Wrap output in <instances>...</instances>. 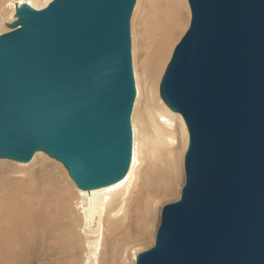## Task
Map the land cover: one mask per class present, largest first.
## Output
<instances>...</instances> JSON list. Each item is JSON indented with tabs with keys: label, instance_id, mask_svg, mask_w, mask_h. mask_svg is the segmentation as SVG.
Segmentation results:
<instances>
[{
	"label": "water",
	"instance_id": "obj_1",
	"mask_svg": "<svg viewBox=\"0 0 264 264\" xmlns=\"http://www.w3.org/2000/svg\"><path fill=\"white\" fill-rule=\"evenodd\" d=\"M159 82L188 133L185 181L136 264H264V0H187ZM136 0L15 6L0 34V158L41 151L79 189L116 183L132 157Z\"/></svg>",
	"mask_w": 264,
	"mask_h": 264
},
{
	"label": "bare ground",
	"instance_id": "obj_2",
	"mask_svg": "<svg viewBox=\"0 0 264 264\" xmlns=\"http://www.w3.org/2000/svg\"><path fill=\"white\" fill-rule=\"evenodd\" d=\"M50 1L0 0V32L10 31L6 24L14 21L16 5L28 3L40 10ZM187 2L136 0L139 28L130 32L136 85L132 157L123 179L84 190L74 184L60 161L43 152H35L27 163L0 158L7 162V170L0 172V264H30L29 260L35 264H127L131 243L143 230L142 219L156 210L162 198L174 196V186L181 179L180 158L187 149L188 133L181 115L161 100L159 82L170 36ZM189 17L191 13L185 28ZM51 185L59 186L67 197L64 224L53 236L40 240L37 230L45 227L40 223L51 219L43 195ZM139 242L148 245L152 239L144 236Z\"/></svg>",
	"mask_w": 264,
	"mask_h": 264
},
{
	"label": "rangeland",
	"instance_id": "obj_3",
	"mask_svg": "<svg viewBox=\"0 0 264 264\" xmlns=\"http://www.w3.org/2000/svg\"><path fill=\"white\" fill-rule=\"evenodd\" d=\"M135 5H136V2H135ZM135 5H134L133 11H132L133 13L130 16V32H131V30L133 31V29H135V31H137L139 28V15L137 14L136 17L134 15V13L137 11V10H135ZM139 11H140V9H139ZM187 15H190V9L188 6V2L186 3V8L185 7L181 8L180 16L178 18V26L174 30L175 33L173 32V34L170 36V39L168 42L169 44L167 45L169 48L168 49L169 53L167 52V54H169V56L164 63V65H165V66H163L164 68L166 67V65L170 59V56H171V53H172L174 46L178 43V41L180 40V38L182 37V35L184 34V32L186 31V29L189 25L188 24L185 28V24L187 23ZM134 17H135V20L133 22ZM189 19H190V17H189ZM6 32H8V31L2 32V33L0 32V34L6 33ZM130 41H131L132 71L134 72L133 55H132L133 42H132V34L131 33H130ZM172 41H173V43H172ZM167 54L165 55V57H167ZM165 57H164V59H165ZM164 59L162 61H164ZM163 72H164V69H163ZM163 72H162V74H163ZM133 75H134V73H133ZM161 77H162V75H161ZM134 81H135V79H134ZM134 101H135V99H134ZM132 109H133V106H132ZM131 115H132V111L130 114V124H131ZM187 145H188V143H187ZM186 148H187V146H186ZM180 161H181V179H180L179 183L174 186L175 187L174 188V196L168 197V198H162V200L157 204L156 210L150 216L142 219L143 230L140 232V234L136 238L133 239V241L131 243V247H130L129 252L126 256L127 264H135L136 255L139 252L147 250L148 248H150L153 245L156 229L160 223V216H161L162 207L168 203L176 201L179 198L180 190H181V188L184 184V181H185V173H184V165H183L184 164V152L181 155ZM6 166H7L6 161H0V172H5L7 170ZM36 169H38V168H36ZM43 195H44V198L46 200V203H47L46 208H47L48 212L50 213L51 219L48 221H42L40 223V225H45V227L37 230L36 234L40 240L47 239L48 237L53 236L54 233L57 231V229L61 225L64 224L62 218L64 216L65 206L67 203L66 202L67 197L62 192V189L57 185H51L48 188H46L43 191ZM31 212L36 213V211H31ZM144 236H148L150 239H152V242L148 245L140 243L139 242L140 239ZM39 244H40V241H39ZM36 253H37V251H35V254ZM29 262H30V264L36 263L35 260H29ZM115 264H118V263L115 262Z\"/></svg>",
	"mask_w": 264,
	"mask_h": 264
}]
</instances>
